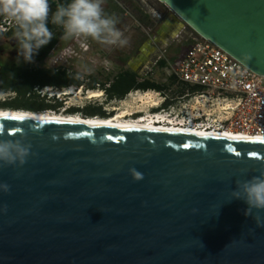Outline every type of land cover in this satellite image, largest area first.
I'll use <instances>...</instances> for the list:
<instances>
[{"label":"water","instance_id":"water-1","mask_svg":"<svg viewBox=\"0 0 264 264\" xmlns=\"http://www.w3.org/2000/svg\"><path fill=\"white\" fill-rule=\"evenodd\" d=\"M157 1L264 77V0ZM0 127V140L31 145L23 165L0 164V264H264V226L228 202L237 178L264 171V142L11 117Z\"/></svg>","mask_w":264,"mask_h":264},{"label":"built area","instance_id":"built-area-1","mask_svg":"<svg viewBox=\"0 0 264 264\" xmlns=\"http://www.w3.org/2000/svg\"><path fill=\"white\" fill-rule=\"evenodd\" d=\"M12 29V21L0 18V33ZM76 42L84 51L88 49L84 42ZM161 61H165V65L160 66ZM155 71H162L164 77H173L188 86L186 93L190 100L184 108L194 109L196 114L191 116L193 121L190 118L187 122L173 121L163 114L151 117L194 129L264 136V77L216 45L193 33L191 44L180 59L170 61L162 55L147 74L153 77ZM167 122L162 125L172 124Z\"/></svg>","mask_w":264,"mask_h":264},{"label":"clouds","instance_id":"clouds-1","mask_svg":"<svg viewBox=\"0 0 264 264\" xmlns=\"http://www.w3.org/2000/svg\"><path fill=\"white\" fill-rule=\"evenodd\" d=\"M105 0H69L67 4H58L53 12L49 0H0V18L12 21L13 39L17 43L18 62L32 63L38 51L54 38L49 23L61 28V40H88L105 46L124 48L129 40L117 27L119 20L108 14L103 5ZM247 58V57H246ZM107 63V62H106ZM85 71L91 69L85 68ZM4 129L0 127V135ZM31 145L22 139L0 140V164L23 165L30 155ZM135 180H141L142 174L130 170ZM5 192L7 184L0 185ZM232 200H240L247 207L246 217L251 216L257 226H264L260 212L264 210V171L250 179L235 180L231 193Z\"/></svg>","mask_w":264,"mask_h":264},{"label":"flooded vegetation","instance_id":"flooded-vegetation-1","mask_svg":"<svg viewBox=\"0 0 264 264\" xmlns=\"http://www.w3.org/2000/svg\"><path fill=\"white\" fill-rule=\"evenodd\" d=\"M6 34V33H5ZM91 40V39H90ZM61 42V41H60ZM5 45L9 46L10 49H0V63L1 64H17L13 62L18 57L17 43L13 39V35L6 37ZM60 43L58 44V46ZM6 55H8L6 57ZM49 56L43 61H38L33 59V63H42L48 61ZM62 61V59H60ZM68 61V60H67ZM59 62V59L57 60ZM78 67V61H75ZM24 64H27L24 62ZM117 64V62H115ZM23 65V64H19ZM91 66L89 63H81V68H77L76 73H70L64 69H45L47 71H56L60 77H62L60 83L53 84L50 86H45L40 88L38 93L41 94L44 89L52 88L56 89V92L61 93L57 99L52 98L51 94L43 96V104L50 107V111H53L64 116H79L82 118H110L115 113L116 110H108L105 105H108L113 102H122L132 93L143 92L146 94L148 92L156 93L157 97L160 98V104L158 107L149 110V114L145 116H151L155 114L165 115L171 117L173 121H185L187 122L190 118L191 121L193 115L196 113L194 109L184 108V104L190 100V97L187 95L186 91L182 93L180 90H177L180 83H178L173 77H152L149 74L139 75L136 77L135 83L128 89L123 87L121 89H115L114 86L117 84L118 73L114 78L109 77L107 73L96 74L94 70L85 71V68ZM1 67V66H0ZM85 72V74H83ZM151 83L154 85L153 90H143L144 85ZM99 91L101 90L105 94V103H85L83 105L70 103L67 99L74 93H89V91ZM147 91V92H146ZM56 95V94H55ZM63 95L64 98H60ZM49 96V97H48ZM48 97V98H47ZM41 101V100H40ZM39 101V102H40ZM143 111L135 112L127 117V120H136L143 115Z\"/></svg>","mask_w":264,"mask_h":264},{"label":"rangeland","instance_id":"rangeland-1","mask_svg":"<svg viewBox=\"0 0 264 264\" xmlns=\"http://www.w3.org/2000/svg\"><path fill=\"white\" fill-rule=\"evenodd\" d=\"M116 1L119 2L122 6L126 5V3L124 5L123 0H116ZM150 1L153 2L154 4H157L156 0H150ZM105 4H106V2H104V5ZM121 17H122L121 18V25H128L130 27H135V26L141 27V25L138 26L137 22L135 21L136 20L135 12L130 11V13L127 16H121ZM149 21L152 23V20L150 18L146 19V22H149ZM186 38H187L186 35L183 36V39H181V42L185 41ZM5 39H6L5 36L0 38V49L1 50L2 49H6V50L10 49L9 46L5 45ZM79 41L81 43L84 42L85 44H87L88 49L86 51L83 50L81 45H79L76 42V40H70V41L61 40L60 45L54 51H52V53L49 55L48 61H44L42 63H33L32 65L34 67H37L40 69H64L66 71H69L70 73H76L78 70L77 68L78 67L81 68V63H84V64L89 63L91 65V66H89V68H91V70H94V72H96V74L107 73L109 75V77H111V78H114L119 72L122 71V69H124V67L121 68L120 66L115 64V60L118 57V55L122 52V50H124L125 52L131 51L130 50L131 45L129 46V44H128L124 48L117 47V48L112 49L111 46L101 45V44H98V43H96L90 39H88V40L80 39ZM69 49L73 50V52H76L78 54V56H74L73 53L71 52V50H70V52H68ZM185 49H186L185 45H182L180 47H174V49L171 51L170 55L167 52V53H164L163 57L166 58L167 60H170V61H177L180 59L181 54H184ZM7 56L8 55H6V57ZM58 59H59V62H57ZM60 59H62V61H60ZM75 61L79 62L78 67H77ZM13 62H15L17 64H24L22 59H20L18 62V57ZM86 73H88V71ZM83 74H85V72ZM162 76H163L162 71H155V74L153 77H162ZM60 78L62 79V77H60ZM187 88H188V86L181 84V85H179L177 90H180L182 93H184ZM99 91H101V90H99ZM90 92L91 91H89V93ZM49 93L52 95L51 99L52 98L57 99V97L61 94L59 92H56V89L51 88L50 90L44 89V94L41 93L40 96L46 97L47 94H49ZM149 93L151 94V91ZM141 96H143V92H138V93L134 92L130 96H128L125 100H123L122 102H113V103H110L108 105H105V107L108 110L115 109L116 112H120V110L121 111L124 110L128 113L127 117L130 116L131 114H134L135 112H138V111H143L142 113L145 116V115L150 113L149 110L152 108H150V106L147 104L142 106V103H140L138 101V99ZM152 96H153V98H152L153 100L160 101V98L157 97L156 95L153 94ZM14 98H15V93L0 95V101L1 102L5 101V100H7V101L12 100ZM60 98H64V96L61 95ZM104 99H105V94H103V93H102V96L98 99H88V93L83 94V93H78V91H74V93L67 100L70 103L83 105V104L88 103V102H91V103H102V102H104L105 103ZM39 101L40 100H38V99H32L31 100L32 103L39 102ZM145 107H146V109H145ZM28 112H32V111H28ZM34 113H36V112H34ZM101 119H106V118H101Z\"/></svg>","mask_w":264,"mask_h":264},{"label":"crops","instance_id":"crops-1","mask_svg":"<svg viewBox=\"0 0 264 264\" xmlns=\"http://www.w3.org/2000/svg\"><path fill=\"white\" fill-rule=\"evenodd\" d=\"M105 2L106 4L103 6L105 11L118 18L117 27L129 40V46L131 45V51L122 50L115 60L118 66L124 67L121 72L130 71L136 77L147 74L164 55V52H168L170 55L174 47L182 45L186 47L184 51L189 48L192 30L157 0V4L150 0H123L126 7L116 0H105ZM130 11L135 12V21L141 27L121 25V16H127ZM149 18L152 23L146 22V19ZM185 35L187 36L186 40L181 42ZM111 48L117 47L111 46Z\"/></svg>","mask_w":264,"mask_h":264},{"label":"trees","instance_id":"trees-1","mask_svg":"<svg viewBox=\"0 0 264 264\" xmlns=\"http://www.w3.org/2000/svg\"><path fill=\"white\" fill-rule=\"evenodd\" d=\"M69 0H49L52 11L56 10L58 4H67ZM49 28L54 33V38L50 43L42 47L33 59L43 61L52 51H54L61 41L62 29L49 23ZM14 29L8 33H0V38L10 37L13 35ZM165 65V61L160 62V66ZM0 95L15 93V98L12 100L0 101V109H10L16 111H32L45 112L50 111V107L43 104V97L38 93L40 88L58 84L61 81L59 74L56 71H47L34 67L27 63L19 64H1L0 63ZM136 76L130 71H123L117 77L115 89L127 87L128 89L135 83ZM155 87L151 83L144 85L143 90H153ZM32 99L41 100L40 102L32 103Z\"/></svg>","mask_w":264,"mask_h":264},{"label":"bare ground","instance_id":"bare-ground-1","mask_svg":"<svg viewBox=\"0 0 264 264\" xmlns=\"http://www.w3.org/2000/svg\"><path fill=\"white\" fill-rule=\"evenodd\" d=\"M148 92L143 94L138 101L142 103V106L145 104L149 105L150 108L158 107L160 101L153 100V96ZM102 96L101 91H91L88 93V99H98ZM141 106V107H142ZM146 109V107H145ZM130 114V113H129ZM128 113L126 111L116 112L112 117L101 119L98 117L93 118H82L79 116H64L53 111L45 112H28V111H15L8 109H0V117H23V119H41V120H52L59 121L64 123H80L83 125L91 126H106L113 127L118 129H136V130H147V131H156V132H166V133H177L185 135H194V136H211V137H221L226 139H242L250 141H264V136L258 135H248L244 133H234L229 131H213V130H202L194 129L188 127L187 125H175V123L167 122L166 119H161L160 117H151V116H140L136 120H127ZM172 123L167 125H162V123Z\"/></svg>","mask_w":264,"mask_h":264},{"label":"snow or ice","instance_id":"snow-or-ice-1","mask_svg":"<svg viewBox=\"0 0 264 264\" xmlns=\"http://www.w3.org/2000/svg\"><path fill=\"white\" fill-rule=\"evenodd\" d=\"M11 119L18 120V119H23V117L15 116V117H11ZM261 142H264V141H261Z\"/></svg>","mask_w":264,"mask_h":264}]
</instances>
